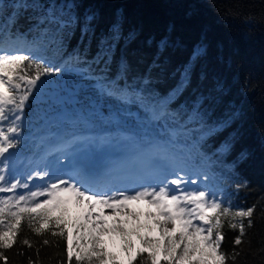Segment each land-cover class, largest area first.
<instances>
[{"label": "trees", "instance_id": "16d2710c", "mask_svg": "<svg viewBox=\"0 0 264 264\" xmlns=\"http://www.w3.org/2000/svg\"><path fill=\"white\" fill-rule=\"evenodd\" d=\"M70 2L80 18L71 32L39 24L37 15ZM17 3L43 8L37 13L14 7ZM86 14L93 19L82 35ZM3 34L18 40L16 55L29 57L21 75L34 76L36 64L64 66L41 76L43 89H32L23 119H15L13 105L6 107L0 126L20 129L12 134L14 150L35 155L38 134L53 138L58 131L71 140L97 132L107 151L127 162L139 146L151 155L157 144H167L181 153L180 175L220 194L223 207L254 206L251 227L248 218L220 217L223 250L228 264H264V0H0ZM122 60L127 65L118 81L126 93L123 101L100 94L95 81L85 79L89 72L115 79ZM83 152L87 159L90 151ZM34 162L26 164V174ZM13 211H5V230ZM241 220L245 230L236 245L239 230L229 224ZM34 225L27 216L22 219L18 242L4 250L7 264H78L67 258L65 229L64 236L55 234L60 231L55 227L36 234Z\"/></svg>", "mask_w": 264, "mask_h": 264}, {"label": "snow or ice", "instance_id": "6c2138e0", "mask_svg": "<svg viewBox=\"0 0 264 264\" xmlns=\"http://www.w3.org/2000/svg\"><path fill=\"white\" fill-rule=\"evenodd\" d=\"M16 8H32L39 13L43 8L42 5L17 3ZM76 4L68 3L61 5L59 10L54 11L55 6H50L46 10V14L37 15L36 19L39 24L51 26L57 31H63L65 34L71 32L74 26L79 22L80 18L76 14ZM15 15V13H14ZM93 19L91 15H85V25L83 32L88 30V23ZM114 33L116 38L119 35V26L114 25ZM107 54V53H104ZM102 58L98 54L96 62ZM29 57L26 55H0V121L5 120L6 107L13 105L15 110L22 112L25 102L31 95L32 89L37 87L41 76L50 74L53 71L59 72L60 68L53 69L52 67H43L36 64V73L34 76L24 73L21 75L23 62L28 61ZM31 67V65H28ZM126 61H121V72L115 79H108L106 76H92L89 72L85 79L94 80L92 85L100 94L114 97L116 100L123 101L125 98V90L122 89L118 81L124 79V69L126 68ZM87 69L81 70V74L87 72ZM188 69L185 70V77ZM145 84L147 80L143 81ZM185 80L182 79L181 84ZM26 85V87H22ZM126 88H132L131 85H125ZM20 95H17V92ZM16 120L20 119L19 115L15 116ZM19 126L13 125L5 130L0 127V157H4L9 149L15 148L16 143L12 139V134L19 133ZM80 137H73L75 140ZM0 173H3L7 168V162L0 159ZM36 175H45L44 173H36ZM5 180V175L0 174V182ZM173 184L179 185L180 181L174 180ZM68 186L65 187L64 185ZM20 187L19 181L10 185L9 188H0V192L13 191ZM27 187V185H24ZM46 194L51 199H44L39 203H34L29 206V199ZM123 195V194H121ZM151 195L155 199L150 202L155 204L158 208V213L153 214L148 212L147 216L163 215L165 220H155V226H158L164 234L165 242L163 244V259L167 264H228V254L223 250V241L225 235L222 231L223 222L221 216L228 213L229 209L221 207V204L216 200L208 203L205 199L204 192L192 193L189 196H169L166 188H160L157 192L153 190L151 193L147 189L143 192L137 193L134 197H125L124 199H116L113 197H106L102 194L95 196L89 195L88 191H81L79 187L72 184L70 181L60 180L58 183H53L44 189V192H31L28 197L20 195L15 198V208L17 211L11 212L12 221L5 227L4 214L6 208L10 205L13 197H0V261L7 264L8 257L4 250L12 249L18 242V233L22 226V219L27 216L30 226L34 233L43 234L45 231L51 232L52 228H59L60 231L55 233L64 236V229H68V251L67 258L69 261L75 258L78 264H118V257L115 252L109 251L108 243L104 236L109 235L112 238L113 244L116 243V238H119L120 247L126 256V261H121L119 264H161L159 259V252L161 251V241L159 238H152L142 235L141 228H148L151 231L150 225H138L136 227L128 228L121 225V222L116 220L114 223L106 227V219L104 218L102 207L112 209L114 212L125 211L128 219L138 217L140 213L127 208L128 202L131 199L140 200L145 196ZM190 203L195 205V208L189 209L182 203ZM23 202L24 206L21 207ZM102 206L94 217L93 209ZM254 206L248 207L247 210H240L235 213L240 218H248V226L251 227V216L254 212ZM205 226L200 224H193L192 218L197 217ZM168 221L179 222L178 235H173L177 232L176 228L166 227ZM127 224V220L124 221ZM231 229L239 230V235L235 237L234 243L239 245L244 234L245 225L243 220L239 225L235 223L229 224ZM75 228L77 235L75 237L71 234V229ZM135 236L141 246L135 247ZM75 239L76 244H73ZM29 247L30 242L25 239L23 241ZM48 244L47 240L43 241ZM79 247V251L73 252L74 247ZM147 254L146 258L144 254ZM139 258V259H138ZM29 264H34L29 261Z\"/></svg>", "mask_w": 264, "mask_h": 264}, {"label": "rangeland", "instance_id": "374dc122", "mask_svg": "<svg viewBox=\"0 0 264 264\" xmlns=\"http://www.w3.org/2000/svg\"><path fill=\"white\" fill-rule=\"evenodd\" d=\"M2 39L9 40L5 47L0 48V55H16L20 50V46L15 37H8L7 34L0 36ZM61 65V64H60ZM59 68H64L62 65ZM57 80H53V82ZM37 88L41 89V84L37 85ZM43 89V88H42ZM53 95V92H51ZM14 115H19L20 120L24 118L22 112L15 111ZM66 116H70V113H66ZM1 127V126H0ZM78 137L82 138L83 141L78 143L76 140L65 138L63 134L58 131L55 133L53 138H49L46 135L38 134V140L41 142L38 145V150L35 155L20 154L12 149H9L10 153L14 155V158L10 159L5 153L4 157L0 159L7 162V168L3 174L5 175V180L0 182V188H9L11 184L19 181L20 187L13 191H3L0 192V197H13L14 199L10 202L8 210H17L15 208V198L20 195L26 197L29 196L31 192H44V189L49 187L53 183H58L60 180L70 181L81 189V191H88L89 195L102 194L106 197H115L116 199H124L125 197H134L137 193L143 192L145 189L151 193L153 190L159 191L160 188H166L169 196H189L192 193L204 192L206 194V201L211 203L216 200L221 204L222 209H229L226 214H234L237 211L231 210L229 207H223L222 197L220 194L216 193L211 188L199 187L195 179L186 178L180 175L179 167L182 164L181 153L172 150L167 144H157L154 148V152L148 155L146 152V147L139 146V149L134 153V157L131 161L127 162L121 159L116 153L110 154L107 151L105 145H102L100 140V135L94 131H88L82 134H78ZM44 144V148L42 146ZM96 147L102 149L101 153L96 152ZM84 149L90 151V155L87 156L83 152ZM96 156H98L96 158ZM35 161L26 174V164ZM152 166V167H151ZM154 166V167H153ZM3 167V165H0ZM156 168V170L154 169ZM99 169V170H98ZM94 170L93 175H91L89 180L85 181L86 187H84V176L83 173H89ZM155 171V172H154ZM36 173H44L45 175H36ZM142 174L147 177L151 182H142L138 186H126L125 184H119L116 182L118 178L124 180L129 179L132 174ZM160 173L162 178H158L157 175ZM112 180L111 186L107 189H102L100 186L106 181ZM180 181L179 185L173 184L172 181ZM27 185V187H24ZM65 187L68 185L65 184ZM88 187L96 189L94 191L89 190ZM123 194V195H121ZM44 199H51V197L46 194L32 197L29 199V206L34 203H39ZM155 199L151 195L145 196L143 199L134 200L131 199L128 202L127 208L135 212L140 213L138 217L128 219L125 211L121 210L114 212L112 209L107 207L99 206L93 209V215L95 217L96 213L101 210L103 211L104 218L106 219V227L111 226L114 223L113 217L121 222L122 226L132 228L138 225H150L151 231L148 228H141L140 232L142 235L149 236L152 238H159L161 241V251L159 252V259L162 262H166L163 259V244L165 242L164 234L161 232L158 226H155V220L160 219L165 220L163 215H154L153 217L147 216L148 212L153 214L158 213V208L155 204L150 201ZM185 207L189 209L195 208V205L190 203H185L182 201ZM23 202L21 207H23ZM225 215V214H224ZM127 220V224L124 221ZM193 224H200L205 226L202 221H199L198 216L192 218ZM168 228H176L177 232L173 235H178L179 232V222L168 221L165 225ZM68 235V229H65ZM71 234L73 237L77 235L75 228L71 229ZM105 241L108 243L109 251L115 252L118 257V264L121 261H126V256L120 247L119 238H116V243L113 244L112 238L109 235L104 236ZM135 247H140V241L133 236ZM73 244H76L75 239ZM73 252L79 251V247H74Z\"/></svg>", "mask_w": 264, "mask_h": 264}, {"label": "bare ground", "instance_id": "6f19581e", "mask_svg": "<svg viewBox=\"0 0 264 264\" xmlns=\"http://www.w3.org/2000/svg\"><path fill=\"white\" fill-rule=\"evenodd\" d=\"M9 40H5V39H2L1 37H0V48H2V47H5L6 45H7V43L6 42H8ZM7 157L8 158H10V159H12V158H14V155L13 154H11L10 152H8V155H7ZM152 167V166H151ZM154 167V166H153ZM155 170H156V168H154ZM99 170V169H98ZM155 172V171H154ZM93 173H94V170H92V171H90L89 173H83V176L85 177L84 178V187H86V184H85V181L86 180H89V179H91V178H89L91 175H93ZM156 174V173H155ZM157 175V174H156ZM157 177L158 178H162V175L160 174V173H158V175H157ZM129 179H126V180H124V179H122V178H118L117 180H116V182H119V184H125L126 186H128V187H130V186H138L140 183H142V182H151L147 177H145L144 178V176L140 173V174H138V173H135V174H132L130 177H128ZM113 181L112 180H109V181H106V183L104 184V183H102V185L100 186V188H102V189H107L109 186H111V183H112ZM87 188L89 189V190H92V191H94V190H96V189H93L92 187H88L87 186Z\"/></svg>", "mask_w": 264, "mask_h": 264}, {"label": "water", "instance_id": "95a60500", "mask_svg": "<svg viewBox=\"0 0 264 264\" xmlns=\"http://www.w3.org/2000/svg\"><path fill=\"white\" fill-rule=\"evenodd\" d=\"M109 1H125V0H109ZM98 156H96V158H97Z\"/></svg>", "mask_w": 264, "mask_h": 264}]
</instances>
